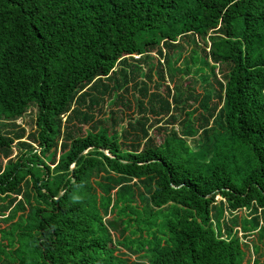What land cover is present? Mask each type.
<instances>
[{
  "label": "trees",
  "instance_id": "trees-1",
  "mask_svg": "<svg viewBox=\"0 0 264 264\" xmlns=\"http://www.w3.org/2000/svg\"><path fill=\"white\" fill-rule=\"evenodd\" d=\"M0 218V264H264V0H0Z\"/></svg>",
  "mask_w": 264,
  "mask_h": 264
},
{
  "label": "rangeland",
  "instance_id": "rangeland-1",
  "mask_svg": "<svg viewBox=\"0 0 264 264\" xmlns=\"http://www.w3.org/2000/svg\"><path fill=\"white\" fill-rule=\"evenodd\" d=\"M178 66H182V62H180V63L178 64ZM182 77H184L183 79L189 81V80H188V79H189V76L184 75V76H182ZM196 79H197V82L195 83V86H196L197 88H199L201 91H207L208 88H209V91H210L211 93H214V91H215V86L206 88V85H205V83H204V81H203V79H202L201 76H198ZM35 119H36V108L33 107V108H31V109H30V110H29V111H28L23 117L19 118V119L17 120V123H18V124H21L22 126H24V127L27 129V131H30L31 129H34V128H35ZM14 153L16 154V150H15ZM134 181H136V180H134ZM217 198H218V199H221L222 196H218ZM245 211H246V210H245ZM239 213L242 214V212H239ZM226 214H227V213H226ZM0 219H1V218H0ZM0 225H1L2 227H5V226H7L8 224H4V223L2 222V220H0ZM115 225H116V228H117V230H115V231H116V235L119 236V235L122 234V229H121L120 222H117ZM251 239H253V237H251ZM255 257H256V255L253 254L252 257H251V259H249L250 264L253 263V260H254ZM132 258L135 259V256H133ZM261 260L264 261V253H263V257L261 258ZM245 264H249V263H248V262H247V263L245 262Z\"/></svg>",
  "mask_w": 264,
  "mask_h": 264
}]
</instances>
